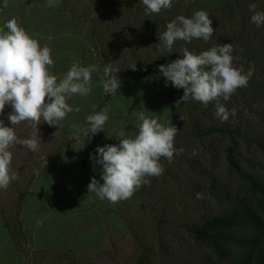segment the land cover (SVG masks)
I'll return each instance as SVG.
<instances>
[{
	"label": "rangeland",
	"instance_id": "rangeland-1",
	"mask_svg": "<svg viewBox=\"0 0 264 264\" xmlns=\"http://www.w3.org/2000/svg\"><path fill=\"white\" fill-rule=\"evenodd\" d=\"M245 1L173 0L172 7L160 13L147 12L142 0H57L52 7L46 0H7L6 7L0 5V29L15 18L41 47L51 49L54 64L49 70L58 78L73 64L97 68L90 94H73L67 101L78 112L68 113L58 126L43 121L38 125V151L18 143L9 148L10 172H16L18 179L0 189V264H212L200 260L203 249L189 231L194 220L244 204L264 214V195L253 190L244 176L264 180V98L246 102L254 98V83L264 90V64L246 60L241 47L245 34L261 38L264 27L253 31L242 22L238 9H245ZM250 1L264 9V0ZM201 9L213 20L215 31L208 42L178 40L173 53L166 55L154 49L169 21ZM223 43L233 45L235 66L242 65L245 72L250 66L254 69L246 87L238 88L227 101L220 99L230 113L235 110L227 121L215 115V101L210 102L212 113L205 116L199 101H180L183 89L165 86L159 72V65L178 58L183 47L199 54ZM134 63L135 70L128 67ZM109 65L120 69L121 84L115 93L104 94L103 68ZM104 108L110 117L104 131L90 142L85 138L83 145L82 136L68 140L79 135L87 115ZM10 111L5 106L0 116L8 126ZM139 112L175 125L174 147L183 151L174 153L171 162L161 157L163 174L146 177L150 183L131 198L115 203L101 199L88 191L92 177L103 183L101 166L90 153L97 146L118 143L108 137L113 129L124 127L129 135L135 134ZM199 119L238 129L198 137L186 126ZM13 127L20 138L33 132L29 121ZM44 156L47 164L37 175L34 169L40 168Z\"/></svg>",
	"mask_w": 264,
	"mask_h": 264
},
{
	"label": "clouds",
	"instance_id": "clouds-1",
	"mask_svg": "<svg viewBox=\"0 0 264 264\" xmlns=\"http://www.w3.org/2000/svg\"><path fill=\"white\" fill-rule=\"evenodd\" d=\"M56 2L46 0L47 7L54 6ZM142 2L149 13H160L173 5V0ZM0 5L6 7L7 0H0ZM249 11L253 13L251 22L257 27L264 26V10H258L253 2L249 4ZM212 24L210 14L203 9L190 17L177 15L166 24V30L158 37L159 42L154 49L166 55L173 53V45L178 40L190 43L193 39H202L208 42L215 31ZM233 52L231 43L212 46L199 54L183 47L178 58L159 65V72L165 78V86L170 84L183 89L180 101L192 99L205 106L215 101V115L221 121H227L235 110L230 113L220 99L229 100L238 88L247 86L254 73L251 66L247 72L242 65L235 66ZM53 64L51 49L41 47L15 18L8 20L4 29H0V116L4 115L5 106L11 109L7 114L11 126L0 119V189H6L11 181L18 179L16 172H10V146L18 143L31 152L38 151L41 143L38 125L41 121L58 126L68 113L79 111L78 107L74 109L67 103L68 99L73 94L87 96L92 91V73L97 71L95 66L73 64L62 78H58L49 70ZM128 67L136 69L135 63ZM119 71L110 65L103 68L104 94L115 93L120 88ZM109 119L106 108L87 115L85 126L78 129L79 135L70 136L68 140L82 136V145L85 138L90 142L97 133L104 131ZM22 121H29L33 129L28 138L18 137L14 130L13 126ZM137 128L133 135H129L124 127L113 129L108 137H115L118 143L97 146L95 153H90V159L101 166L103 183L92 177L88 191H94L101 199L113 203L129 199L142 185L150 183L146 177L163 174L161 157L171 162L174 153L183 151L174 147L178 129L170 121L165 125L158 118L139 112ZM41 161L40 169L44 170L46 156L41 157ZM40 169H34V172L38 175ZM197 198H202V195L197 193Z\"/></svg>",
	"mask_w": 264,
	"mask_h": 264
},
{
	"label": "trees",
	"instance_id": "trees-1",
	"mask_svg": "<svg viewBox=\"0 0 264 264\" xmlns=\"http://www.w3.org/2000/svg\"><path fill=\"white\" fill-rule=\"evenodd\" d=\"M250 3V0H246L245 9L241 11L239 8L238 13L242 22L247 23L255 31L259 27L250 20L253 14L249 11ZM258 10H264L262 9V4ZM256 34L258 35V33ZM245 37L243 42H241V47L245 52L246 60H254L264 64V35L261 38H255L245 34ZM196 49L199 50L198 48ZM196 54L198 53L196 52ZM256 84L252 85V91L255 93L252 94L254 98H251V101L246 100V102H259V99L264 98L262 85ZM199 105L203 106L201 102H199ZM209 106L210 103L207 106L204 105L202 109L203 116L212 113L213 108ZM231 126L229 123L219 124L199 119L197 123H189L186 129L191 128L193 134L205 138L211 135L216 136L236 132L238 128H233V130ZM186 134L189 135L188 132ZM228 159L231 160L232 157L228 156ZM244 176L247 177L253 190L259 191L264 195V180L248 174H244ZM24 196L23 191L17 203L18 210H20ZM18 224L21 227V221L18 220ZM5 225L9 229L6 223ZM189 231L203 249V256L200 258L202 261L205 260L207 263L212 264H264V214H259L249 205L226 207L217 214L209 212L202 215L199 219L193 221L189 226ZM9 234L13 240L14 234L11 229ZM101 264L107 263L101 262Z\"/></svg>",
	"mask_w": 264,
	"mask_h": 264
},
{
	"label": "water",
	"instance_id": "water-1",
	"mask_svg": "<svg viewBox=\"0 0 264 264\" xmlns=\"http://www.w3.org/2000/svg\"><path fill=\"white\" fill-rule=\"evenodd\" d=\"M81 166H82L83 168H85V167L87 166V161H86V160H83Z\"/></svg>",
	"mask_w": 264,
	"mask_h": 264
}]
</instances>
